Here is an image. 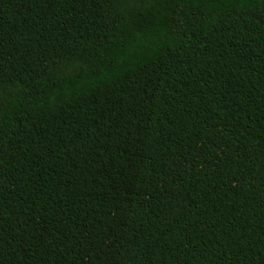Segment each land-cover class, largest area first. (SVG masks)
Listing matches in <instances>:
<instances>
[{
    "label": "trees",
    "instance_id": "obj_1",
    "mask_svg": "<svg viewBox=\"0 0 264 264\" xmlns=\"http://www.w3.org/2000/svg\"><path fill=\"white\" fill-rule=\"evenodd\" d=\"M0 264H264V0H0Z\"/></svg>",
    "mask_w": 264,
    "mask_h": 264
},
{
    "label": "snow or ice",
    "instance_id": "obj_2",
    "mask_svg": "<svg viewBox=\"0 0 264 264\" xmlns=\"http://www.w3.org/2000/svg\"><path fill=\"white\" fill-rule=\"evenodd\" d=\"M238 4L246 2V0H237Z\"/></svg>",
    "mask_w": 264,
    "mask_h": 264
}]
</instances>
